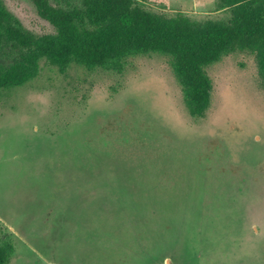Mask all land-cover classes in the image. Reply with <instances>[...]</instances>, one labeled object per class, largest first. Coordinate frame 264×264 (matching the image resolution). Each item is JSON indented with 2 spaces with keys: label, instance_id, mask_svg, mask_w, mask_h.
Returning a JSON list of instances; mask_svg holds the SVG:
<instances>
[{
  "label": "rangeland",
  "instance_id": "1",
  "mask_svg": "<svg viewBox=\"0 0 264 264\" xmlns=\"http://www.w3.org/2000/svg\"><path fill=\"white\" fill-rule=\"evenodd\" d=\"M0 2L24 30L55 34L31 0ZM143 2L200 22L229 16L218 0ZM24 51L3 50L0 64ZM207 73L213 90L201 117L191 116L171 58L157 53L135 56L121 70L61 72L43 61L36 78L0 91V246L13 247L7 264H264L258 64L231 53ZM123 133L143 135L137 143L144 139L146 151L153 144L143 167L105 156L126 150L115 140Z\"/></svg>",
  "mask_w": 264,
  "mask_h": 264
},
{
  "label": "trees",
  "instance_id": "2",
  "mask_svg": "<svg viewBox=\"0 0 264 264\" xmlns=\"http://www.w3.org/2000/svg\"><path fill=\"white\" fill-rule=\"evenodd\" d=\"M31 1L55 34L38 37L24 30L0 2V52L10 47L25 50L12 65L0 64V91L22 87L36 78L43 61L61 72L74 65L121 70L131 58L153 53L171 58L193 117L204 116L210 107L213 86L207 68L223 56L253 55L264 85V0H218L229 16L204 22L185 13L150 11L143 0H79V8ZM142 137L116 136L120 149L126 150L119 153L111 148L105 156L122 157L119 162L125 168L143 167V155L153 144L149 143L148 151L142 149L144 139L137 143ZM109 140L104 137L101 143L107 145ZM87 141L83 139L82 145ZM156 146L161 154L163 146ZM130 154L134 157L127 160L124 156ZM12 250L11 244L0 246V264L8 263Z\"/></svg>",
  "mask_w": 264,
  "mask_h": 264
},
{
  "label": "crops",
  "instance_id": "3",
  "mask_svg": "<svg viewBox=\"0 0 264 264\" xmlns=\"http://www.w3.org/2000/svg\"><path fill=\"white\" fill-rule=\"evenodd\" d=\"M166 254H168V253H166Z\"/></svg>",
  "mask_w": 264,
  "mask_h": 264
}]
</instances>
